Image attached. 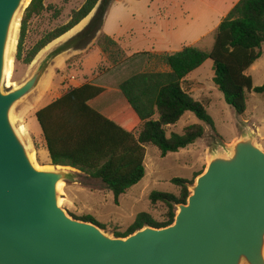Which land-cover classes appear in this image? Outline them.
<instances>
[{"label":"water","instance_id":"water-1","mask_svg":"<svg viewBox=\"0 0 264 264\" xmlns=\"http://www.w3.org/2000/svg\"><path fill=\"white\" fill-rule=\"evenodd\" d=\"M26 1L0 0V264H264V151L249 128L210 156L169 226L115 238L59 206L58 185L77 171L35 166L11 116L50 62L78 41L4 89L13 25Z\"/></svg>","mask_w":264,"mask_h":264},{"label":"trees","instance_id":"trees-1","mask_svg":"<svg viewBox=\"0 0 264 264\" xmlns=\"http://www.w3.org/2000/svg\"><path fill=\"white\" fill-rule=\"evenodd\" d=\"M44 1L32 0L21 21L16 60L25 65L30 64L39 51L88 17L100 0H85L71 13L66 24L46 34L22 57L21 45L27 22L44 11ZM105 1L102 0L96 15L75 37L78 41L75 48L84 47L98 35V49L111 68H116L129 58H121L123 53L119 45L100 32L108 9ZM263 44L264 0H238L218 24L209 51L184 47L178 52L152 55V67L119 84L123 102L115 103L108 111L102 113L92 107L95 101L107 95L106 89L90 83L71 88L35 112L50 165L70 167L99 181L112 193L117 205L119 197L145 175L146 146L156 147L160 156L165 157L201 139L204 126L214 129L204 107L191 97L194 84L187 76L210 60L213 85L223 95L225 103L237 115H243L246 94H264V83L253 88L252 78L246 75L261 57ZM116 54L119 57L114 59ZM185 113L193 114L201 124L185 127L182 135L171 133L166 137V128L175 125ZM170 182L178 188L177 195L161 192L149 195L151 204L160 203L166 210L163 222L140 213L126 232L115 233L114 237L125 238L145 226L158 229L171 225L175 206L185 204L188 186L193 183L177 178ZM78 220L97 224L92 218ZM98 226L104 230V226Z\"/></svg>","mask_w":264,"mask_h":264},{"label":"rangeland","instance_id":"rangeland-1","mask_svg":"<svg viewBox=\"0 0 264 264\" xmlns=\"http://www.w3.org/2000/svg\"><path fill=\"white\" fill-rule=\"evenodd\" d=\"M66 1L62 0V2ZM113 1L116 0H106L105 6L108 7L109 3ZM203 1L212 3L214 0ZM237 1L226 0L221 12L224 13L231 3L235 4ZM101 4L102 0L88 15L89 23L96 15ZM27 6L28 4L23 6L16 16L15 22L18 26L15 34V45L12 50H8V57L11 58L13 64L10 81L15 86L24 82L35 71L45 56L72 39V36H70L53 41L39 51L28 65L17 61L21 21ZM44 7V11L39 16H34L27 22L21 45L22 57L46 34L66 24L71 13L79 9L77 6L56 4L53 0H48ZM198 18H202V16L199 14ZM121 19L125 24L127 23L123 17ZM144 20L142 19V21ZM199 21L202 22L201 19ZM142 23V25H146V23ZM133 29L139 33L140 24L135 22ZM97 36L84 47L69 49L55 57L47 67L36 89L13 109L11 116L13 125L16 129L23 127L25 134H22L21 138L28 148V152L32 154L35 165L40 169L50 168L51 165L46 152L37 153V149L42 146V135L35 118L36 111L71 88L83 83L98 82L106 85L110 83L111 88H114L130 76L152 67L154 62V59L151 58L152 55L162 54L150 50L149 36L145 35L147 39L145 37L141 38L140 43L134 45L136 46L133 47L135 49H131L134 51L133 54L126 53L119 46L123 53L121 58L127 57L129 59L118 67L111 68L110 63L106 61V57L96 45ZM214 36L215 31L208 33L195 47L209 51L213 45ZM76 51H84L87 56H83V53L76 55ZM261 51V57L246 72V75L252 78L253 88L264 83V44L261 46ZM118 57L119 55H114V59ZM211 68L212 63L207 60L201 67L189 74L187 80L194 84L191 89V97L204 107L207 115L212 120L214 129L204 126V135L201 139L193 145L176 153H169L165 157L160 156L156 147L146 146L145 175L138 184L119 197L117 205L114 203L112 193L106 190L99 181L92 180L77 171L74 173L72 181L61 186L59 206L75 219L92 218L98 225L104 226L103 232L110 237H114L115 233L126 232L134 222L135 217L140 213H147L157 222H163L166 210L160 203L155 205L150 203L149 195L152 192L177 195L178 188L170 182L174 178L190 181L193 183L191 186H193L198 177L196 175L205 171L210 156L215 152H222L228 148L238 139V135L246 127L259 128L264 139V94L253 92L246 94L245 112L243 115H237L225 103L223 95L213 85ZM109 72L111 73L109 74ZM6 88L8 87L4 86V89ZM112 94L114 93L105 95L98 101L107 100L108 97H112ZM121 101L123 102L122 98ZM113 105L109 104L108 106L112 107ZM193 124L201 123L193 114L185 113L175 125L166 128V137H169L171 133L182 135L184 128ZM262 144L264 151V141ZM188 192L190 194L189 188ZM175 210L177 212L176 207Z\"/></svg>","mask_w":264,"mask_h":264},{"label":"crops","instance_id":"crops-1","mask_svg":"<svg viewBox=\"0 0 264 264\" xmlns=\"http://www.w3.org/2000/svg\"><path fill=\"white\" fill-rule=\"evenodd\" d=\"M53 1L56 4L77 6L78 8L85 2V0ZM45 3H48V0L44 1V6ZM225 4L226 0H214L212 3L203 0H116L109 3L100 32L115 41L128 54L134 53L131 49H135L133 48L136 47L134 45L141 41V38H144L145 35L149 36L151 51L174 53L184 47H195L208 33L214 32L222 18L234 5L231 3L230 7H227L226 11L222 13L221 8ZM199 14L202 18H198ZM122 17L127 21L126 24L122 21ZM142 19L145 20L142 21ZM200 19L202 22L199 21ZM135 22L140 24L139 33L133 29ZM142 22L146 25H142ZM88 24L89 16L60 38L70 36L73 38L80 34ZM145 39L147 38L145 37ZM76 53V55L83 53V56H87L84 51H76ZM90 84L106 89L107 95L114 93L107 100L95 101L92 104V107L98 112L103 113L111 109L108 106L109 104H120L122 102L118 90L120 83L114 88H111L110 83L106 85L92 82ZM249 129L255 132L257 144L263 150L262 143L264 139L261 136L260 129L257 127ZM41 152H46L50 162L43 137L42 146L37 149L38 154Z\"/></svg>","mask_w":264,"mask_h":264},{"label":"bare ground","instance_id":"bare-ground-1","mask_svg":"<svg viewBox=\"0 0 264 264\" xmlns=\"http://www.w3.org/2000/svg\"><path fill=\"white\" fill-rule=\"evenodd\" d=\"M29 2V0L26 1V4ZM25 4V5H26ZM17 26L18 24L15 22L13 25V31H12V37H11V41H10V45H9V50L14 48L15 45V34L17 32ZM12 60L10 57H7V64H6V69H5V86L6 87H15V85H13L10 81L11 78V73H12ZM18 133L20 135L25 134L23 127H19V129H17ZM28 149V148H27ZM30 154V153H29ZM31 161L33 162V164L35 165L34 161H33V157L32 154L29 155ZM36 166V165H35ZM38 167V166H37ZM39 168V167H38ZM43 169H48V168H43ZM63 185V183H60L58 185V193L60 192L61 186Z\"/></svg>","mask_w":264,"mask_h":264}]
</instances>
